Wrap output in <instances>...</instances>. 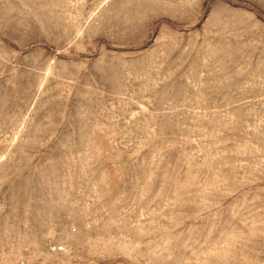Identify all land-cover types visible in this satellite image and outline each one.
I'll use <instances>...</instances> for the list:
<instances>
[{
	"label": "rangeland",
	"instance_id": "374dc122",
	"mask_svg": "<svg viewBox=\"0 0 264 264\" xmlns=\"http://www.w3.org/2000/svg\"><path fill=\"white\" fill-rule=\"evenodd\" d=\"M0 264H264V0H0Z\"/></svg>",
	"mask_w": 264,
	"mask_h": 264
}]
</instances>
